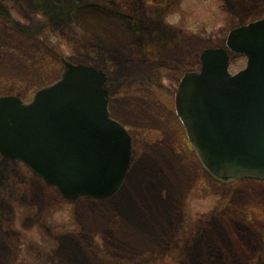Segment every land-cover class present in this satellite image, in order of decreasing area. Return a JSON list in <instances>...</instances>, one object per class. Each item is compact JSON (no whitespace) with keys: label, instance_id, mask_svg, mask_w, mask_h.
Returning <instances> with one entry per match:
<instances>
[{"label":"rangeland","instance_id":"obj_1","mask_svg":"<svg viewBox=\"0 0 264 264\" xmlns=\"http://www.w3.org/2000/svg\"><path fill=\"white\" fill-rule=\"evenodd\" d=\"M263 16L264 0H0V96L31 101L62 59L93 65L133 136L106 199L65 200L0 155V264H264V183L213 177L174 104L205 48Z\"/></svg>","mask_w":264,"mask_h":264},{"label":"water","instance_id":"obj_2","mask_svg":"<svg viewBox=\"0 0 264 264\" xmlns=\"http://www.w3.org/2000/svg\"><path fill=\"white\" fill-rule=\"evenodd\" d=\"M246 66L230 71V53ZM61 77L31 101L0 96V154L22 161L63 198L105 199L123 183L132 155L127 128L109 111L106 73L62 59ZM175 110L188 140L215 177L264 180V16L231 29L186 72Z\"/></svg>","mask_w":264,"mask_h":264},{"label":"flooded vegetation","instance_id":"obj_3","mask_svg":"<svg viewBox=\"0 0 264 264\" xmlns=\"http://www.w3.org/2000/svg\"><path fill=\"white\" fill-rule=\"evenodd\" d=\"M228 36V35H227ZM178 116V115H177ZM179 118V117H178ZM181 123V122H180ZM191 146V145H190ZM132 147H133V136H132ZM193 149V148H192ZM133 150V149H132ZM194 151V150H193ZM133 152V151H132ZM195 152V151H194ZM1 155V154H0ZM132 159V158H131ZM218 180V179H217ZM218 181H221V180H218ZM229 181H236V180H227V181H221V182H229ZM244 181V180H242ZM247 181H255V180H247ZM257 182H261V183H264L262 181H257Z\"/></svg>","mask_w":264,"mask_h":264}]
</instances>
